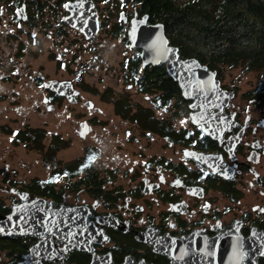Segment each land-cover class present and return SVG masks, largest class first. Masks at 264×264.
Here are the masks:
<instances>
[{
    "label": "flooded vegetation",
    "instance_id": "obj_1",
    "mask_svg": "<svg viewBox=\"0 0 264 264\" xmlns=\"http://www.w3.org/2000/svg\"><path fill=\"white\" fill-rule=\"evenodd\" d=\"M144 14L0 0V264H264V85L200 62L220 90L185 97L131 45Z\"/></svg>",
    "mask_w": 264,
    "mask_h": 264
},
{
    "label": "trees",
    "instance_id": "obj_2",
    "mask_svg": "<svg viewBox=\"0 0 264 264\" xmlns=\"http://www.w3.org/2000/svg\"><path fill=\"white\" fill-rule=\"evenodd\" d=\"M150 21L163 23L181 56L217 71L264 67V0H132ZM37 143L41 140L36 133Z\"/></svg>",
    "mask_w": 264,
    "mask_h": 264
},
{
    "label": "water",
    "instance_id": "obj_3",
    "mask_svg": "<svg viewBox=\"0 0 264 264\" xmlns=\"http://www.w3.org/2000/svg\"><path fill=\"white\" fill-rule=\"evenodd\" d=\"M147 18L148 15L144 14L140 19L132 20L128 31L131 45L141 49L142 64L165 62L167 72L180 82L185 97L203 96L211 103L210 96H213L214 101L220 90L219 83L214 78L216 72L207 70L206 65L200 64L195 57L179 60L178 47L169 44L163 23L147 25ZM58 87H61V83ZM58 90L61 91L59 88ZM192 91L195 92L194 96ZM194 121L197 122L198 119Z\"/></svg>",
    "mask_w": 264,
    "mask_h": 264
},
{
    "label": "rangeland",
    "instance_id": "obj_4",
    "mask_svg": "<svg viewBox=\"0 0 264 264\" xmlns=\"http://www.w3.org/2000/svg\"><path fill=\"white\" fill-rule=\"evenodd\" d=\"M44 66H51L53 68V63H48V62H44L43 63ZM229 68V67H228ZM231 69V68H229ZM226 70V69H225ZM224 71V70H222ZM231 71L233 72H238L241 71L240 67H235L232 68ZM220 72V71H219ZM243 73V72H241ZM244 79L247 80V82L245 83L246 85H253V82L255 81V83H261L262 85H264V67L258 70H252V71H248L246 73V75L244 76ZM47 113L45 112V110H37L34 111L33 113L30 114L29 118L32 120V127H35L36 129H44V137H42L41 142L42 143H36L37 146H41V145H45L47 138H46V117H47ZM1 136H4L1 132H0V141H1ZM78 140H75V142L71 144V148H74V150H79V143H77ZM153 145V144H152ZM32 148V149H31ZM37 148V147H36ZM34 147H30L27 148L25 145H22L19 148V155L21 157H23L24 155L28 156L27 161H30L34 158H39V154L38 151L41 150L40 149H36ZM25 151V154H23V152ZM68 155L70 153H67ZM31 158V159H30ZM36 161V159H35Z\"/></svg>",
    "mask_w": 264,
    "mask_h": 264
},
{
    "label": "snow or ice",
    "instance_id": "obj_5",
    "mask_svg": "<svg viewBox=\"0 0 264 264\" xmlns=\"http://www.w3.org/2000/svg\"><path fill=\"white\" fill-rule=\"evenodd\" d=\"M68 5L66 4L65 7H67ZM15 134V133H14ZM89 159H92V157H89ZM85 167V165H81V168ZM64 175H67V173H65ZM56 179H59V177H51L50 180H56ZM2 230V229H0Z\"/></svg>",
    "mask_w": 264,
    "mask_h": 264
}]
</instances>
